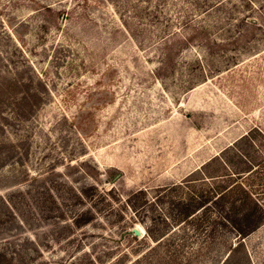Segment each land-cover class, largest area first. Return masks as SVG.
I'll use <instances>...</instances> for the list:
<instances>
[{
    "label": "rangeland",
    "instance_id": "1",
    "mask_svg": "<svg viewBox=\"0 0 264 264\" xmlns=\"http://www.w3.org/2000/svg\"><path fill=\"white\" fill-rule=\"evenodd\" d=\"M218 154L226 173L255 167L240 182L260 225L238 238L180 221L159 242L160 208L136 218L127 196ZM171 249L264 264V0H0V264H157Z\"/></svg>",
    "mask_w": 264,
    "mask_h": 264
},
{
    "label": "trees",
    "instance_id": "2",
    "mask_svg": "<svg viewBox=\"0 0 264 264\" xmlns=\"http://www.w3.org/2000/svg\"><path fill=\"white\" fill-rule=\"evenodd\" d=\"M251 135L246 133L240 139L232 143L228 148L236 149L237 143L242 138ZM228 148L222 150L226 151ZM218 164L220 170L215 174H209L204 167L209 164ZM227 166V167H226ZM221 154L202 164L190 174V179L180 183L160 188L157 193L151 195L144 188L131 192L126 199L127 206L134 212L136 218L145 207L158 206L160 211H152L151 223L156 224L160 231L162 226L169 230L158 240L168 244H174L176 230L180 221L195 222L196 230L207 227L208 231H215L216 226L230 228L238 238L250 234L260 225L263 204L253 196V192L241 182V176L250 174L255 167L245 171L234 172ZM202 176V177H196ZM84 193H86L84 191ZM102 194V193H101ZM82 198L85 196L80 194ZM92 212L83 209L76 214L73 221L78 225H85L92 221ZM201 221V222H200ZM202 221L204 224H202ZM148 231L149 235L154 237ZM166 241V242H167ZM164 258L157 259V264H179V252L176 249L167 251ZM146 253L135 259L132 263L140 261ZM179 259V260H178ZM151 263V262H149Z\"/></svg>",
    "mask_w": 264,
    "mask_h": 264
}]
</instances>
